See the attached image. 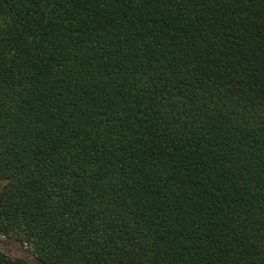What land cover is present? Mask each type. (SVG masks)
Listing matches in <instances>:
<instances>
[{
	"label": "trees",
	"instance_id": "trees-1",
	"mask_svg": "<svg viewBox=\"0 0 264 264\" xmlns=\"http://www.w3.org/2000/svg\"><path fill=\"white\" fill-rule=\"evenodd\" d=\"M0 264H264V0H0Z\"/></svg>",
	"mask_w": 264,
	"mask_h": 264
},
{
	"label": "rangeland",
	"instance_id": "rangeland-1",
	"mask_svg": "<svg viewBox=\"0 0 264 264\" xmlns=\"http://www.w3.org/2000/svg\"><path fill=\"white\" fill-rule=\"evenodd\" d=\"M0 249L12 258H23L33 263L36 262V258L30 246L8 239L1 234Z\"/></svg>",
	"mask_w": 264,
	"mask_h": 264
}]
</instances>
